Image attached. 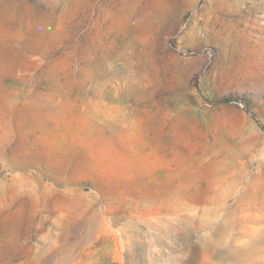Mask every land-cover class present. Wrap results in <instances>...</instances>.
Instances as JSON below:
<instances>
[{
    "label": "rangeland",
    "instance_id": "374dc122",
    "mask_svg": "<svg viewBox=\"0 0 264 264\" xmlns=\"http://www.w3.org/2000/svg\"><path fill=\"white\" fill-rule=\"evenodd\" d=\"M0 264H264V0H0Z\"/></svg>",
    "mask_w": 264,
    "mask_h": 264
}]
</instances>
